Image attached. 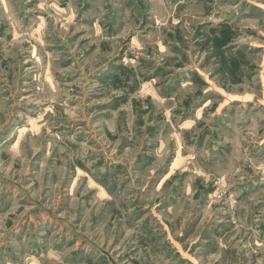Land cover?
<instances>
[{"label": "rangeland", "instance_id": "1", "mask_svg": "<svg viewBox=\"0 0 264 264\" xmlns=\"http://www.w3.org/2000/svg\"><path fill=\"white\" fill-rule=\"evenodd\" d=\"M264 264V0H0V264Z\"/></svg>", "mask_w": 264, "mask_h": 264}, {"label": "water", "instance_id": "2", "mask_svg": "<svg viewBox=\"0 0 264 264\" xmlns=\"http://www.w3.org/2000/svg\"><path fill=\"white\" fill-rule=\"evenodd\" d=\"M115 264H117V263H115Z\"/></svg>", "mask_w": 264, "mask_h": 264}]
</instances>
